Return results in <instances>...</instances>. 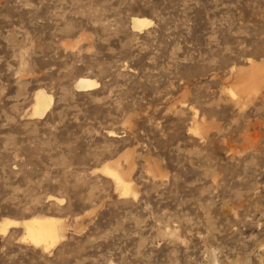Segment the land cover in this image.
Segmentation results:
<instances>
[{
    "label": "rangeland",
    "instance_id": "rangeland-1",
    "mask_svg": "<svg viewBox=\"0 0 264 264\" xmlns=\"http://www.w3.org/2000/svg\"><path fill=\"white\" fill-rule=\"evenodd\" d=\"M44 217L0 264H264V0H0V225Z\"/></svg>",
    "mask_w": 264,
    "mask_h": 264
},
{
    "label": "bare ground",
    "instance_id": "bare-ground-1",
    "mask_svg": "<svg viewBox=\"0 0 264 264\" xmlns=\"http://www.w3.org/2000/svg\"><path fill=\"white\" fill-rule=\"evenodd\" d=\"M151 23L152 22L146 18L135 17L131 19V28L139 31ZM96 85L97 82L93 79L80 78L76 82L75 88L76 90H87L93 88ZM50 104L51 95L47 94L42 89L37 90L34 92L33 103L31 105L29 115L31 117H42L43 114L48 111L47 109L49 108ZM104 173L113 178L117 189H119L122 195H127V193L130 191L129 185L123 181L116 172L105 169ZM52 199L60 201L57 198ZM10 226H12V228L13 226L22 227L25 234L24 239H27L34 246L39 245L44 249H47L56 241L58 234L57 220L51 217L33 218L20 223L16 221H5L0 225V232L3 233Z\"/></svg>",
    "mask_w": 264,
    "mask_h": 264
}]
</instances>
